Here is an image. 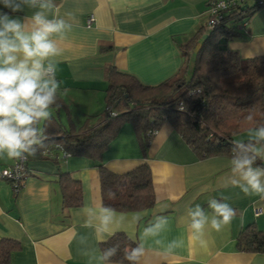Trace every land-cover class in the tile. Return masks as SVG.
Listing matches in <instances>:
<instances>
[{"label": "crops", "instance_id": "crops-1", "mask_svg": "<svg viewBox=\"0 0 264 264\" xmlns=\"http://www.w3.org/2000/svg\"><path fill=\"white\" fill-rule=\"evenodd\" d=\"M207 1L39 0L36 7H25L23 12L11 13L3 5L0 11L21 19L43 11L48 19H64L71 25L64 34L52 37L60 54L50 62L56 65L61 85L51 116L61 127L78 130L104 110L109 66L147 85L176 74L185 63L181 49L200 31L206 34ZM42 3L51 7L41 8ZM90 14L94 21L87 27ZM240 31L229 47L243 59L264 55V6L253 9ZM255 135L243 139H257L253 149L264 153V140ZM47 149L43 157L28 155L30 173L17 192L0 177V239L20 242L10 264H121L100 259L99 243L117 231L143 247L139 264H264V252H246L236 245L237 235L247 224L264 230V199L246 195L232 184L236 178L231 172L232 156L217 153L199 158L168 122L152 135L145 150L126 122L103 151V166L115 173L147 164L155 203L141 211H115L109 232L102 235L97 217L88 213L89 207L102 206L98 167L87 156L64 155L57 142ZM257 158L264 163L260 155ZM13 162L0 158V169ZM60 172L79 180L80 206L62 207ZM210 199L229 203L236 215L222 231L206 229L202 240H197L188 212L200 205L211 216ZM256 206L262 207L259 215L254 213ZM160 219L167 223L159 234L144 237V229ZM173 241L182 245L175 246Z\"/></svg>", "mask_w": 264, "mask_h": 264}, {"label": "trees", "instance_id": "trees-1", "mask_svg": "<svg viewBox=\"0 0 264 264\" xmlns=\"http://www.w3.org/2000/svg\"><path fill=\"white\" fill-rule=\"evenodd\" d=\"M256 7L229 10L205 38L200 31L181 49L183 71L180 73L181 68L158 84H144L135 76L109 66L105 107L98 118L78 130H69L51 116L43 124L42 143L34 146L35 154L46 156L48 145L57 142L69 154L87 156L99 170L102 206L129 212L152 207L155 195L147 164L125 173H115L103 166L102 153L122 124H131L143 150L164 122L180 134L199 158L217 153L233 157L253 149L257 139L240 136L264 127V55L243 59L229 43L241 32L239 22L248 19ZM25 155L26 170L30 173ZM254 165L264 163L256 156ZM58 184L63 208L81 205L79 180L69 172H60ZM236 245L242 251L264 252V230L247 224L237 235ZM137 246L122 231L99 243L101 256L115 249L114 255L103 261L121 264H132L126 256ZM19 247L20 242L15 239L1 238L0 264H10L12 252Z\"/></svg>", "mask_w": 264, "mask_h": 264}, {"label": "clouds", "instance_id": "clouds-1", "mask_svg": "<svg viewBox=\"0 0 264 264\" xmlns=\"http://www.w3.org/2000/svg\"><path fill=\"white\" fill-rule=\"evenodd\" d=\"M36 4L37 0H0V5L11 13L23 12L25 7L31 9ZM40 7L51 5L42 3ZM70 29L71 25L64 19H48L43 11L25 15L23 19L0 11V158L26 159L25 154L34 156V146L42 143L41 124L51 117L61 85L56 78V65L50 62V58L60 54L52 37ZM257 136L264 140V127L257 130ZM257 155L264 158V153L255 149L236 153L231 158V172L236 177L232 184L246 195L264 199V168L253 166ZM208 207L212 210L211 216L200 205L188 212L190 228L197 240H202L206 229L222 231L236 215V209L229 203L217 199H210ZM88 213L97 217L101 235L109 232L116 215L114 209L89 207ZM166 223L164 219L158 220L144 229L143 236H157ZM172 244L181 246L182 242L173 241ZM114 253L115 249H109L100 259L108 260ZM142 255L143 247L138 245L126 258L132 264H139Z\"/></svg>", "mask_w": 264, "mask_h": 264}, {"label": "built area", "instance_id": "built-area-1", "mask_svg": "<svg viewBox=\"0 0 264 264\" xmlns=\"http://www.w3.org/2000/svg\"><path fill=\"white\" fill-rule=\"evenodd\" d=\"M250 2L258 7L264 6V0H208L205 21L206 34L212 31L223 20L229 10L238 9V7H242L245 4L249 5ZM93 21L94 16L90 14L85 20V25L89 27ZM246 25L247 19H243L239 22L238 29L245 28ZM110 113L113 114L111 111ZM48 152L49 149L47 150V153ZM62 152L64 155L68 154L64 149H62ZM26 160L27 158L14 161L13 164L4 166L0 169V177L10 183L14 192H17L20 189L24 179L29 173L26 170ZM261 212V206H256L254 208L255 215H259Z\"/></svg>", "mask_w": 264, "mask_h": 264}, {"label": "rangeland", "instance_id": "rangeland-1", "mask_svg": "<svg viewBox=\"0 0 264 264\" xmlns=\"http://www.w3.org/2000/svg\"><path fill=\"white\" fill-rule=\"evenodd\" d=\"M185 68V64L184 66L182 67V70L180 71V73L183 71V69ZM257 133V130H250V131H247L244 133L243 137H247V138H252L253 136H256L255 134ZM242 137V135L240 136ZM242 137V138H243ZM258 147H255V150L257 149Z\"/></svg>", "mask_w": 264, "mask_h": 264}, {"label": "water", "instance_id": "water-1", "mask_svg": "<svg viewBox=\"0 0 264 264\" xmlns=\"http://www.w3.org/2000/svg\"><path fill=\"white\" fill-rule=\"evenodd\" d=\"M248 5L247 4H245L244 6H242L241 8H244V7H247ZM207 36V34H204L203 35V38H205Z\"/></svg>", "mask_w": 264, "mask_h": 264}]
</instances>
